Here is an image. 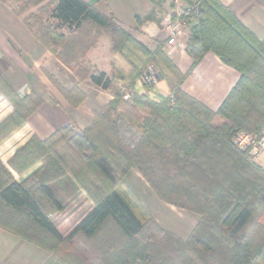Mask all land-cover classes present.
<instances>
[{
	"label": "trees",
	"instance_id": "16d2710c",
	"mask_svg": "<svg viewBox=\"0 0 264 264\" xmlns=\"http://www.w3.org/2000/svg\"><path fill=\"white\" fill-rule=\"evenodd\" d=\"M9 1L49 48L64 43L56 30L62 25L71 31L91 30L88 25L106 31L111 51L129 66L128 72L115 66L113 76L131 86L153 61L172 98L154 103L134 94L123 100L112 78L90 70L89 79L111 89L113 98L82 130L59 127L47 139L31 137L17 149L7 164L18 175L40 163L21 181L0 161V227L49 251L61 264H88L72 254L71 242L77 236L92 239L107 222L122 236V247L107 245L110 252L89 263L264 264V170L231 144L237 131L256 133L264 124V40L219 0L195 1L185 47L191 67L211 51L239 72L221 105L210 110L181 90L185 74L166 55L162 42L149 50L111 14L83 0ZM30 7L37 12L27 13ZM43 13L55 26L44 23ZM6 97L13 111L0 121V143L23 125L38 103L35 97L19 98L13 92ZM74 97L79 101L81 92L75 89ZM63 138V147L77 153L74 165L68 166L58 151L56 143ZM131 167L161 200L198 216L185 240L155 224L145 226L118 192ZM66 176L92 205L63 236L48 215L62 208L52 184Z\"/></svg>",
	"mask_w": 264,
	"mask_h": 264
},
{
	"label": "crops",
	"instance_id": "0c3cea01",
	"mask_svg": "<svg viewBox=\"0 0 264 264\" xmlns=\"http://www.w3.org/2000/svg\"><path fill=\"white\" fill-rule=\"evenodd\" d=\"M83 1L102 13L111 14L120 28L149 50H154L162 42L166 55L185 74L181 90L208 109L216 110L239 79V72L211 51H207L191 67L182 37L178 40L179 45H166L161 23L175 11L172 0H117L116 8L109 0ZM219 1L257 38L264 39V0ZM50 21L54 23L52 19ZM87 27L91 30L71 31L66 25L60 26L57 31L64 35V43L49 48L35 31L26 26L23 15L14 13L9 0H0V121L13 111L6 97L9 92L19 98L35 97L38 100L23 125L0 143V161L17 181L25 178L38 165L22 175L14 172L7 161L17 149L31 137L47 139L59 127L72 125L75 130H82L113 98L111 89H103L89 79L90 70L104 72L117 87L128 86L125 81L113 76L115 66L124 72H128L129 66L111 51L109 33L92 30L89 25ZM75 89L82 94L79 101L74 97ZM129 91L141 94L138 77ZM169 93L167 80L160 79L147 97L161 101ZM254 163L264 170V154ZM132 170L129 171L132 178L142 183L139 173ZM118 192L123 196L120 189ZM185 218L186 222L192 221L195 225V216ZM44 255L46 258H43ZM58 263L49 251L0 227V264Z\"/></svg>",
	"mask_w": 264,
	"mask_h": 264
},
{
	"label": "rangeland",
	"instance_id": "374dc122",
	"mask_svg": "<svg viewBox=\"0 0 264 264\" xmlns=\"http://www.w3.org/2000/svg\"><path fill=\"white\" fill-rule=\"evenodd\" d=\"M195 1L196 0H178V3L181 4L180 6L182 7V6H187V5L189 6L194 5ZM109 2L115 8L117 7L116 6L117 0H109ZM172 4L175 6V9H174L175 11L172 13V15H174L175 12H180V9L178 7L179 5H177L174 2H172ZM36 10H37V7H30L27 13L37 12ZM192 12L193 11L189 12L190 16L193 14ZM42 15H43V21L45 24L51 27L55 26L56 24L55 22L51 23L50 19H47L44 13ZM192 22H194V17L191 16L189 25ZM189 29L190 28L188 26V30ZM187 39L188 37L185 39L184 48L186 47ZM258 40L262 41L264 39L258 38ZM151 62L154 63L153 61H150L148 63H151ZM147 64H145V66ZM164 73L166 74L167 78L173 80L171 75L166 70H164ZM119 88L123 96L125 92L129 91L130 86H120ZM134 94L135 93H133L131 97ZM122 96L121 98L123 99ZM144 96L147 97V95H144ZM130 98L123 99V100H129ZM148 99L154 103L160 102L155 99H150V98ZM240 131H243V130H240ZM98 132H104V130H98ZM62 137L63 136H61V138ZM101 137L103 138V135H101ZM66 142H67L66 138H63V140L57 141L58 144L56 143V145H57L58 151H60L61 154H63V156L66 158V162H68V166H71V165H74V163L77 162L78 160V158L76 157L77 153L74 150H71L70 148L66 149V147H63L64 144H67ZM39 166H40V163H38L36 168H38ZM131 169H133L132 170L133 172L137 171L135 167H131L130 170ZM140 177L143 179L142 183H139L137 180H134L130 172H128L124 177V180H125L124 184L118 186L119 187L118 189H120V191L123 193V197L126 200V202L132 206L135 213L144 222L145 226H153V224H155L157 227L172 233L173 235L181 238L182 240H185L190 234L193 227L195 226L192 224V221L186 222L185 217L190 218L191 216H195L196 222H197L198 216L189 209H181L175 205H172L168 201L161 200L157 196V194L153 191V189L149 186V184L144 180V178L141 175ZM52 189L54 190L55 195L60 200L62 208L58 211L49 212L48 216L50 217L52 222L55 224V226L58 228L60 233L63 236H65L69 232V230L72 228V226L75 224V222L89 209V207L92 205V201L89 199V197H87V195L83 191H81L79 188H76L75 184L70 181L69 176H66L65 180H62L61 183L52 184ZM148 193H149L148 195L149 197L152 196L151 198H147ZM170 207L174 208L175 211L171 209ZM260 219H261V222L264 223L263 218H260ZM179 224H180L179 226L180 228L177 226ZM250 226L251 224L247 226L246 230H249ZM167 227L173 228L171 229L173 232L166 230ZM176 230L179 231L180 233L176 232ZM147 232L148 230L145 229L144 233L146 234ZM122 244H123L122 236L115 229V226L111 222H107L102 226V228L98 231V233L92 239H86L82 236H77L76 238H74V240L71 242L70 250L72 254H74L78 258L80 257L81 260L85 259L86 262H88V264H94V263H89V261L93 259L92 257L96 256L98 258H101L102 256H105L106 254L110 252V249H106L107 245L111 247V249L115 250V247L120 248L122 247ZM104 252L106 254H104ZM43 258H46V255H44ZM58 264H61V263L59 262Z\"/></svg>",
	"mask_w": 264,
	"mask_h": 264
},
{
	"label": "built area",
	"instance_id": "2783aa9c",
	"mask_svg": "<svg viewBox=\"0 0 264 264\" xmlns=\"http://www.w3.org/2000/svg\"><path fill=\"white\" fill-rule=\"evenodd\" d=\"M172 2L179 5L180 12L167 16L161 23L166 35L167 46L179 45L178 40L181 37L186 39L189 36L188 26L191 17L189 12L195 9L194 5L181 7L178 0H173ZM160 79H162L160 68L152 62L148 63L138 76L141 95H150ZM133 93L135 92H125L122 97L123 99H128ZM168 96L172 98L171 93ZM172 102L173 99H171V104ZM231 144L242 152L247 160L254 163L260 155L264 154V124L256 133L238 131L232 137Z\"/></svg>",
	"mask_w": 264,
	"mask_h": 264
}]
</instances>
